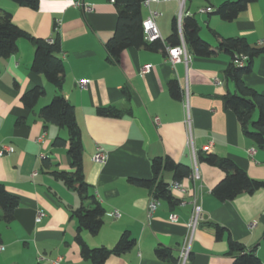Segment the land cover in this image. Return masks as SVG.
Wrapping results in <instances>:
<instances>
[{
    "label": "crops",
    "instance_id": "0c3cea01",
    "mask_svg": "<svg viewBox=\"0 0 264 264\" xmlns=\"http://www.w3.org/2000/svg\"><path fill=\"white\" fill-rule=\"evenodd\" d=\"M225 1L234 0H185L181 19L194 17L201 39L213 48L218 43L213 33L220 38L242 37L251 46L262 47L264 0H255L232 22L212 14ZM77 2L92 10L85 12ZM180 7V0L151 3L149 9L142 3L143 20L149 10L155 12L161 40L166 41ZM1 12L9 13L30 38L59 41L64 65L60 93L72 105L80 129L85 181L105 212L100 231L91 235L82 230L81 237L89 248L111 249L126 231L135 240L130 251L111 255L104 264H176L194 201L201 221L192 236L187 264H233L227 253L228 235L264 264V190L220 203L211 192L225 174L197 160L200 153L229 158L251 179L264 182V150L242 134L234 113L224 109L223 97L233 92V84L224 76L228 55L216 52L211 58H200L186 50V58L172 65L170 47L158 52L131 48L121 53L118 62H110L106 43L115 31L117 14L108 0H40L36 10L0 0ZM17 48L15 55L0 60V146L13 148L11 154L0 157V184L19 202L11 223L5 224L0 213V264H50L55 259L92 264L81 257L75 242L77 223L71 212L80 206V199L48 174L71 171L66 130L39 116L57 89L31 71L33 45L21 39ZM145 65H151V70L142 75ZM81 80L88 81L85 89L77 86ZM171 81L178 83L180 99L170 96ZM244 82L264 95L262 57L254 61ZM35 87L43 88L45 94L32 110H26L21 98ZM104 108H114L118 117L99 116L97 111ZM56 138L66 142L55 146ZM96 147L106 154L102 164L91 159ZM191 150L198 180L181 181L185 193L170 192L179 202L170 205L157 200L148 219L152 194L129 179L150 180V162L156 157L167 156L192 167ZM43 160L47 169L42 167ZM161 180L171 184L172 174L163 172ZM114 210L118 218L109 216ZM39 213L43 217L36 221ZM172 214L176 222L169 220ZM213 224L226 230L219 240ZM157 248L168 251L169 257L159 259Z\"/></svg>",
    "mask_w": 264,
    "mask_h": 264
},
{
    "label": "trees",
    "instance_id": "16d2710c",
    "mask_svg": "<svg viewBox=\"0 0 264 264\" xmlns=\"http://www.w3.org/2000/svg\"><path fill=\"white\" fill-rule=\"evenodd\" d=\"M18 5L31 10L38 8L40 0H10ZM111 1V0H108ZM144 0H113L117 14V23L112 37L106 43V51L110 62H118L121 53L127 49H145L151 52L164 51L166 47H176L180 44V36L194 56L211 58L216 52L228 55L230 62L224 71L226 80L233 84V92H228L223 97L224 109L234 113L242 134L254 142L261 150H264V95L248 87L244 77L252 72L254 61L262 57L264 59V45L262 47L251 46L245 38H220L217 34L216 48L201 39L200 27L194 17L186 16L181 19L180 32L177 19L172 23V31L166 41L155 40L148 43L143 38L142 3ZM255 0H234L221 3L213 11L224 22L234 21L248 5ZM57 32V25L54 27ZM21 39L28 40L34 47V56L30 66L33 73L41 74L46 81L57 89L50 102L41 108L39 116L45 123L64 128L67 133V155L70 162V172L49 171L48 174L64 186L74 191L79 199L80 206L71 212V217L76 220L77 231L75 242L80 248L81 257L92 264H104L111 255H120L130 251L135 240L126 231L123 232L113 248L106 247L89 248L81 237V231L85 230L91 235H96L103 226L104 209L92 194L90 186L84 178L83 146L80 129L76 123L72 105L60 93L64 79V65L60 58V44L52 38V43L44 40H35L25 34L12 21L7 12L0 13V60H6L16 54L17 43ZM244 57L242 66L237 62ZM170 96L180 99L181 94L178 83L171 81L168 84ZM45 91L41 87H35L26 92L22 98V104L26 110H32L38 100L44 96ZM97 114L102 117H118V111L114 108L99 109ZM258 114V116H257ZM257 117V118H256ZM66 141L56 138L55 146H62ZM197 160L209 166L220 169L224 178L212 189V195L220 203L228 202L241 194H253L258 190H264V182L251 179L244 170L239 168L229 158H220L213 154H198ZM43 168H48L46 160L42 162ZM152 178L150 180L130 178L129 182L135 186L149 189L155 200H166L170 205H175L178 200L171 196L169 184L161 180L163 172L172 174L173 181L178 182L188 179L192 173L191 166L177 163L167 156L156 157L150 162ZM18 199L10 194L4 185L0 184V213L5 224L14 219V211L18 207ZM214 236L220 239L226 232L224 227L213 224ZM228 255L233 257V264H261L254 254L247 252L245 246L234 241L229 235L227 238ZM159 259L169 257V252L163 248L156 249Z\"/></svg>",
    "mask_w": 264,
    "mask_h": 264
},
{
    "label": "built area",
    "instance_id": "2783aa9c",
    "mask_svg": "<svg viewBox=\"0 0 264 264\" xmlns=\"http://www.w3.org/2000/svg\"><path fill=\"white\" fill-rule=\"evenodd\" d=\"M166 1H170V0H144L143 1V6L149 9V5L151 3H155V2H166ZM185 0H180L181 3V7H180V12L177 15V24H178V28H179V32H180V22H181V13H182V8H183V3ZM111 2L113 3V0H111ZM75 5L77 7L82 8L85 12H90L92 10V8L87 5V4H81V3H75ZM204 12V11H202ZM157 14L155 12L152 11H148V16L143 20L142 22V32H143V38L146 42L151 43L155 40H161V36L160 33L158 31V28L155 24V18H156ZM49 43H52L53 39H49L48 40ZM168 56H169V61L172 63V65L179 63L182 61V57H184V59L186 58V47L185 44L182 40V36H180V44L176 47L173 48H168ZM245 60L244 57H241V60H239L237 62L238 66H242L243 65V61ZM151 70V65H145L141 68L140 73L142 75H146L150 72ZM215 83L219 84V81H215ZM88 81L86 80H81L77 82V86L79 87V89H85L87 87ZM185 123H189V117H186ZM209 149V147L207 148V150ZM13 152V148L10 146H5V145H1L0 146V157L6 155V154H11ZM191 157H192V173L190 175L192 180H198L199 178V174L197 172V168H196V158H195V153L193 150H191ZM92 161L94 163H99L102 164L105 162L106 160V154L104 153V151L102 150L101 147H96L95 153L92 156ZM169 190H177L181 193H185V189L184 187L181 185V183L178 182H172L171 184H169L168 187ZM181 204H184V202H181ZM157 207V200H155L153 198V196L150 198L148 205H147V209H146V216L148 219H150L153 215V213L155 212ZM109 216L113 217V218H118L119 217V213L114 210L113 212H111L109 214ZM41 217H43L42 213H39L36 221H40ZM169 220L171 222H176L177 217L176 215H170L169 216ZM201 221V211H200V207L196 204V202H193V210L191 213V216L189 218L188 224H187V234L184 240V243L180 249L179 252V257L177 260L176 264H187L190 258V246H191V241H192V236L194 231L196 230V228L198 227L199 223ZM253 227V225H250V228ZM50 264H65L62 262L61 259H55L53 261L50 262Z\"/></svg>",
    "mask_w": 264,
    "mask_h": 264
},
{
    "label": "rangeland",
    "instance_id": "374dc122",
    "mask_svg": "<svg viewBox=\"0 0 264 264\" xmlns=\"http://www.w3.org/2000/svg\"><path fill=\"white\" fill-rule=\"evenodd\" d=\"M257 116H258V114H257ZM257 118V117H256Z\"/></svg>",
    "mask_w": 264,
    "mask_h": 264
}]
</instances>
